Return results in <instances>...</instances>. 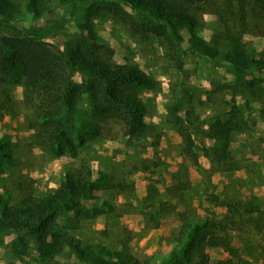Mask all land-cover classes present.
<instances>
[{
    "label": "rangeland",
    "instance_id": "374dc122",
    "mask_svg": "<svg viewBox=\"0 0 264 264\" xmlns=\"http://www.w3.org/2000/svg\"><path fill=\"white\" fill-rule=\"evenodd\" d=\"M252 4L250 10L238 0H209L198 34L207 42L220 31L221 37L226 36L222 22L238 33L249 30L243 37L245 49L261 57L264 14L253 12L257 6ZM46 19H36L26 9L18 21L30 26ZM149 20L126 1L88 0L56 37L47 38L65 50L73 41L75 46L76 42L89 46L94 34L108 46L112 62H135L152 77L155 90L139 88L147 106L148 128L142 137L126 135L124 117L108 113L103 98L94 99L83 89L69 115L77 126L96 124L100 130L83 131L77 156L66 152L56 157L39 144L30 128L35 108L25 105L23 86L17 83L11 88L18 104L14 114L0 109V136L9 134L15 151L0 174L1 198L17 205L29 194L46 195L61 185L66 170L82 167L90 168L95 177L108 170L135 185L133 191L90 193L79 209L59 212L43 232H1L0 264H44L37 259L38 243L51 240L54 232L111 249L129 248L143 262L166 264L174 249L184 252L199 229L206 234L204 251L195 252L186 263L170 264H226L230 254L222 245H210V237L218 242L226 237L244 250V258L251 259V252L264 264V221H251L249 214L235 208L239 200L255 197L261 206L256 216L264 220V73L252 68L240 71L220 56H206L193 47L186 30L182 31L183 66L177 68L162 38L149 31ZM73 77L80 84L89 79L78 72ZM211 125L215 131L227 130V137L219 142L211 138ZM69 129L76 137L77 130ZM152 185L163 200L176 205L174 212L158 219L157 226L140 213L157 208L144 201ZM109 204L114 207L106 210ZM187 223L191 227L184 234ZM55 260L48 264H87L69 248Z\"/></svg>",
    "mask_w": 264,
    "mask_h": 264
},
{
    "label": "trees",
    "instance_id": "16d2710c",
    "mask_svg": "<svg viewBox=\"0 0 264 264\" xmlns=\"http://www.w3.org/2000/svg\"><path fill=\"white\" fill-rule=\"evenodd\" d=\"M88 0H0V109L4 113L14 114L18 102L10 95L11 88L20 83L24 89V103L35 108L31 116L30 128L35 130V136L49 153L56 157L69 152L77 156L78 141L85 132L97 133L100 128L96 124L77 126L69 115L83 89L90 97L103 98L106 111L124 117L126 135L142 137L146 135L148 123L145 120L146 104L139 92L140 87L154 89V80L137 63L118 64L112 62L110 50L106 43H101L96 35L94 41L86 47L79 42L68 45L62 50L56 44L47 40L56 37L59 30L75 16ZM128 2L139 14L149 20V31L162 38L166 46L168 58L177 68L183 65L182 43L188 31L193 47L210 57H222L240 71L252 68L264 73V52L256 57L245 49L244 34L232 30L226 22V36L221 37V31L214 34L207 42L198 34V28L205 22L203 14L209 0H120ZM242 6H248L253 12L264 14V0H238ZM57 3L51 7L50 4ZM231 3V2H230ZM61 8V9H60ZM35 13L36 19L47 17L42 24L25 26L18 21L25 10ZM59 9L60 12H57ZM258 23V22H257ZM138 28V23L131 22ZM247 27V22L243 23ZM258 25H260L258 23ZM249 29V28H248ZM223 49V50H222ZM80 73L89 79L80 84L74 80V73ZM77 130L73 136L69 127ZM227 130H213L210 126L209 136L217 142L225 139ZM183 134V133H182ZM15 142L9 134L0 136V174L4 171V163L14 159ZM135 169H137L135 167ZM234 169V168H230ZM134 182L126 178H118L108 170H100L95 177L88 167L71 170L64 173L62 183L46 195H27L20 204L11 205L0 197V233L4 231L43 232L55 216L63 210H77L82 201L97 190L133 191ZM144 201L156 205L155 210H141L148 220L159 225L158 219L172 213L176 205H170L163 200L155 185L149 187ZM105 203V202H104ZM235 206L237 211L250 215V220L258 221L261 206L257 198L239 200ZM110 205V204H109ZM111 204L106 210L113 209ZM150 217V218H149ZM264 219V218H262ZM264 224V223H262ZM185 226V225H184ZM191 227L187 223L185 229ZM206 234L199 229L185 246L184 252L174 249L165 260L166 264L188 262L195 252L204 251ZM185 238V235L183 236ZM184 238L179 239L181 244ZM212 246L222 245L230 256L226 264H261V258L248 252L252 258H244V250L237 248L226 237H210ZM87 264H153V259L146 262L140 260L131 250L111 249L99 246L89 240H83L67 232H54L51 240L42 239L38 243L37 259L40 263L55 262L56 257L64 254L67 249ZM99 248V250L97 249ZM186 259H181L180 257ZM59 263V262H57Z\"/></svg>",
    "mask_w": 264,
    "mask_h": 264
},
{
    "label": "crops",
    "instance_id": "0c3cea01",
    "mask_svg": "<svg viewBox=\"0 0 264 264\" xmlns=\"http://www.w3.org/2000/svg\"><path fill=\"white\" fill-rule=\"evenodd\" d=\"M100 152V151H99Z\"/></svg>",
    "mask_w": 264,
    "mask_h": 264
}]
</instances>
